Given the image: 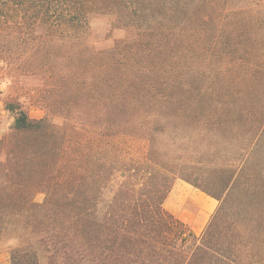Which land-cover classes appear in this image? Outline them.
I'll list each match as a JSON object with an SVG mask.
<instances>
[{
  "label": "trees",
  "instance_id": "1",
  "mask_svg": "<svg viewBox=\"0 0 264 264\" xmlns=\"http://www.w3.org/2000/svg\"><path fill=\"white\" fill-rule=\"evenodd\" d=\"M3 84L8 264L256 263L264 0H0ZM176 179L218 202L200 234Z\"/></svg>",
  "mask_w": 264,
  "mask_h": 264
},
{
  "label": "rangeland",
  "instance_id": "2",
  "mask_svg": "<svg viewBox=\"0 0 264 264\" xmlns=\"http://www.w3.org/2000/svg\"><path fill=\"white\" fill-rule=\"evenodd\" d=\"M120 34H121L120 31L113 32V35H115V37L120 35ZM1 89L4 92H3V94L0 95V136H2L4 133H6L7 131L10 130V127H11L12 122H13L12 114L9 113V111L4 108V100L7 96V87L5 86V84L1 85ZM28 113L32 118H39L43 115V110L40 107L31 106V107H28ZM175 181L179 182L183 185L185 184V185L189 186V188H191V190H192V196H195V197L201 196L202 201H204L205 199H208V200H211L213 202L212 207L209 205L208 211L202 210V214H204V217L197 218L198 227L196 228V230H194V232L197 234H200L202 232V230L204 229L205 225L207 224L211 214L215 210L218 202L216 199L208 196L207 194H205L201 190L193 187L192 185H190L189 183H187L186 181H184L182 179H176ZM43 198H44V194L42 192H38L34 196V199L37 202H41L43 200ZM185 210H186V212L190 211V210H194V208L192 207L190 202H187V204L185 206ZM261 212H258V213L262 217V221L258 224H255V226H254L255 230L261 234V237H260L261 241L258 243H255L254 246H251V248L249 250V252L251 253L252 256L254 254H256V256L252 257V259H251V260L256 262L255 264H264V214L262 216ZM263 213H264V210H263ZM252 232L254 233V231H252ZM11 245H12L11 240H8V239H2L1 240V242H0V264H8L9 263L8 251H9V248Z\"/></svg>",
  "mask_w": 264,
  "mask_h": 264
},
{
  "label": "crops",
  "instance_id": "3",
  "mask_svg": "<svg viewBox=\"0 0 264 264\" xmlns=\"http://www.w3.org/2000/svg\"><path fill=\"white\" fill-rule=\"evenodd\" d=\"M187 202H190L194 210L186 212L185 206ZM163 205L170 213L189 224L193 230H196L198 227L197 218L204 217L202 210L208 211L209 205L212 207L213 202L208 199L202 201L201 196H192V190L189 186L175 181Z\"/></svg>",
  "mask_w": 264,
  "mask_h": 264
}]
</instances>
